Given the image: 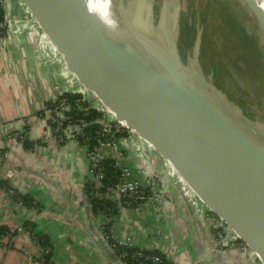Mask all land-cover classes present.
Masks as SVG:
<instances>
[{
  "label": "water",
  "instance_id": "obj_1",
  "mask_svg": "<svg viewBox=\"0 0 264 264\" xmlns=\"http://www.w3.org/2000/svg\"><path fill=\"white\" fill-rule=\"evenodd\" d=\"M21 1L80 84L150 142L160 165L176 174L173 182L183 180L264 264V125L217 87L214 72L206 76L203 29L194 62L184 61L183 1L109 0L103 6L109 19L90 0ZM241 2L264 35L262 4ZM84 208L95 222L86 198ZM99 230L111 264H121Z\"/></svg>",
  "mask_w": 264,
  "mask_h": 264
},
{
  "label": "crops",
  "instance_id": "obj_2",
  "mask_svg": "<svg viewBox=\"0 0 264 264\" xmlns=\"http://www.w3.org/2000/svg\"><path fill=\"white\" fill-rule=\"evenodd\" d=\"M15 4L28 12L21 0ZM9 10L14 12L13 7ZM5 42L0 38V231H5L1 237L10 234L12 239L0 241V264H46L34 233L49 239L51 264H111L114 255L100 237L98 222L84 208L81 186L88 172L77 165L73 146L49 147L43 138L46 128L41 108L54 97L55 88L87 97L93 93L80 84L65 55L34 24L14 29ZM109 118L119 121L112 112ZM148 143L144 139V145ZM67 150L71 157H56L57 152L62 155ZM11 170L17 173L7 178ZM19 195L31 198L33 205L21 202ZM193 201L200 210L202 203L190 196L188 202ZM162 214L117 213L113 217L115 235L133 239L142 249L168 254L171 264H261L249 247L217 249L210 218L200 212L195 215L185 199L176 196ZM19 224L24 228L21 233Z\"/></svg>",
  "mask_w": 264,
  "mask_h": 264
},
{
  "label": "built area",
  "instance_id": "obj_3",
  "mask_svg": "<svg viewBox=\"0 0 264 264\" xmlns=\"http://www.w3.org/2000/svg\"><path fill=\"white\" fill-rule=\"evenodd\" d=\"M7 5H9L8 1L0 0V8L5 11V21L0 24L1 39L7 37L9 30H11L7 28L10 21L4 8ZM68 95L80 97V99L74 101L78 108H81V104L87 103L86 101H89L90 98L95 99V106L93 104L90 106L87 103L89 105L88 108L81 109L86 114L91 110L101 114L94 121L96 125L101 127L95 134L85 131L88 127L86 120L82 119L78 114L73 115L71 113L72 104L67 97ZM81 95L84 94L74 91L65 92L57 87L54 97L48 100L46 104H43L41 115L42 119L46 120V132L45 136H43L45 143L54 147L62 145V147L69 148L75 146L76 150L82 154L81 165L88 172V177L81 186L82 196L84 199L86 198L94 220L98 222L105 239L121 264H133L134 261H140V264H170L167 258L168 254H162L157 250H145L137 246L131 238L117 237L113 229L114 216H110L106 211L94 212L92 199L110 201L115 205L116 215L122 211H132L160 214L162 217L163 207L174 204L177 196L181 200L185 199L187 204L195 209V215H198L197 203L195 201L188 202L193 194L180 178L177 179L176 183L173 182V179L177 178L176 174L173 171V173L168 171L170 169L169 166L160 165L155 150L146 151V159L144 161L138 160L137 172L141 175L147 174L146 178H133L131 169L122 165V163L128 156L137 157L128 142L129 137L136 135V132L120 120H107L108 112H111V110L96 95L92 94L91 97ZM16 135L19 138L25 137L24 134L20 133ZM93 141H96V143L92 147L91 143ZM120 144L125 148L120 149ZM106 161L112 162L114 169L118 170L120 175L117 184L103 193L101 188L103 186L102 182L106 177L104 168ZM85 164L87 166H84ZM6 176L7 178H12L14 172L11 170ZM10 192L14 194L13 191ZM202 206L205 209L204 214L210 218L213 224L216 243L218 244L216 246L217 249H234L238 245L243 250L249 249L222 219L205 205L202 204ZM17 230L21 233L24 228L19 227ZM231 235H233L232 238ZM228 238L231 239L227 240ZM6 239L10 240L12 236L10 234L2 236L0 241H7ZM7 246L10 247L11 245L8 244ZM50 252V249L41 248V261L45 262L44 256Z\"/></svg>",
  "mask_w": 264,
  "mask_h": 264
},
{
  "label": "rangeland",
  "instance_id": "obj_4",
  "mask_svg": "<svg viewBox=\"0 0 264 264\" xmlns=\"http://www.w3.org/2000/svg\"><path fill=\"white\" fill-rule=\"evenodd\" d=\"M8 1L9 5L4 7L6 9V14L8 17V20H10L8 23V30L9 33L7 34V37L3 39V41H6L5 44H8V40L11 39L12 31L14 29H23L24 24L26 23H32L35 25V27L42 31L40 25L34 18V16L28 11L27 13L23 12L22 9L19 8L18 5L15 4L17 0H3ZM128 5H132L135 0H125ZM157 3H160L162 0H153ZM183 1V15L181 19V35L179 40V49L180 53L186 63L188 62H194L193 58V50L195 46V40L197 32L201 31L203 29V32L205 33V39H204V45L205 50L209 58L210 49L215 48L219 52L223 53L224 57L222 60V64L225 66V69L223 73L220 74L222 88H220L217 84V87L223 91H225L226 95L232 94L234 96L240 97L242 96V93H245L248 95V98L246 99L244 97L246 106L250 108V112L253 113L254 116H257V121L263 122L264 125V35L260 30V27L255 23L254 29L251 27H248L247 24V18L250 20L252 15L249 13L247 8L243 5L241 0H182ZM214 1L217 2L221 6V8L229 9V7H233L232 16L235 18L232 23H226L220 19L213 18L214 11L213 9L216 8L214 6ZM127 5V4H126ZM237 7V9L235 8ZM11 7L14 8V12L11 13L9 10ZM18 8V9H17ZM246 12L243 15V11ZM158 9H156V12ZM210 17L209 20H206L207 17ZM247 17V18H246ZM212 18V19H211ZM247 20V21H246ZM212 23V24H211ZM250 31L251 34L254 35H260V37L256 38L257 43L261 47V53L258 58L255 59H248L246 63L243 61L240 62H232L231 58L227 56L225 53H232L234 50L233 48L226 47L225 46V36L226 33L225 30H229L230 28L233 29V27H240V25H246ZM208 26V28H207ZM207 28V29H206ZM259 32V33H258ZM231 42L236 41L235 43H238L239 38L231 37ZM4 43V42H3ZM49 48V47H48ZM208 48V49H207ZM45 50H47L45 48ZM49 50V49H48ZM236 51L239 50L238 48ZM237 54V53H236ZM234 55V57L236 56ZM53 56V55H52ZM208 58L207 59H201L200 57V63L201 67L203 68V71L205 72L206 76L210 74V67L208 64ZM242 58V57H240ZM236 64H238V67L242 69L241 72H238L236 70ZM259 72L263 75V77L258 78V76H254L252 72ZM258 72V73H259ZM257 81V82H256ZM62 90V88H60ZM73 89V88H71ZM57 91V88H55ZM63 91V90H62ZM68 92V91H65ZM229 93V94H228ZM84 96V95H81ZM87 100V99H86ZM94 98H90L89 101H86L90 106H95ZM112 114L115 115L113 111H111ZM110 112V113H111ZM44 124L46 125V120L42 119ZM107 120H110L109 116L107 117ZM143 141V142H142ZM129 146L132 148V150L137 154V157L132 158L130 156L126 157L122 163V165L127 166L131 169L133 172V178L137 179H143L146 178L147 174H140L137 172L138 167V160L144 161L146 159L145 152L151 150V145L148 143L146 146L144 145V138L140 136L139 134L133 135L129 137ZM143 143V144H142ZM49 147H52L53 145L48 144ZM74 149V157L75 161L77 162V165H81L82 160V154L76 150V147H72ZM125 148L123 145L120 144V149ZM60 149V148H59ZM69 150V149H68ZM67 150L66 153H63L60 155V153L57 152L56 157H63L65 155H68L71 157V154ZM84 166H87L86 164ZM77 173L78 171L75 170ZM14 173H17L14 171ZM201 214L205 213L204 206L201 205V208L199 210ZM213 225V224H210ZM233 235H231V238ZM231 238H228L227 240H230Z\"/></svg>",
  "mask_w": 264,
  "mask_h": 264
},
{
  "label": "trees",
  "instance_id": "obj_5",
  "mask_svg": "<svg viewBox=\"0 0 264 264\" xmlns=\"http://www.w3.org/2000/svg\"><path fill=\"white\" fill-rule=\"evenodd\" d=\"M213 4H214V6L215 5L217 6V7L215 6L216 8L213 9V11H214L213 18L217 17L218 19H220L226 23L227 22L232 23L234 21L235 18L232 16L233 15L232 12H234L233 7L232 8L229 7V9H227L225 11V9L221 8V6L219 4H217L216 1H214ZM235 8L237 9L236 6H235ZM242 14L243 15L245 14V16H246L245 11H243ZM210 17L211 16L207 17L206 20H209ZM247 20L246 21H247L248 27H251L254 29V27H255L254 18H251L250 20L247 18ZM4 21H5V11L3 8H0V24ZM247 24L245 26L240 25V27L234 26L233 29L230 28V31L227 29L223 33V34H225L227 31L226 36H225V46L226 47L231 46V48L234 49V50H231V51H233L232 53H230V52L225 53L227 56H229L231 58L232 62L238 63L240 61H243L244 63H246L249 58L255 59V58H258L260 56L261 48L259 47V44L256 41V38L260 37V35H258V36L254 35V32H253V34H251L249 29L246 28ZM207 28H208V26H207ZM0 32H1V30H0ZM204 36H205V33H203V44H202V50H201V59L205 60L208 58V55H207L206 50H205V45H204L205 37ZM231 37L239 38L238 43H235L236 41L231 42V39H230ZM237 48L239 50V53H238V51H236ZM210 52L211 53H209V58H208L210 73L214 72V79L216 81V84L220 88H222L220 74L223 73V71L225 69V66L222 64V60H223L224 55H223V53L219 52L215 48L210 49ZM235 54H236V56L234 57ZM240 57H242V58H240ZM236 70L238 72L242 71V69L240 67H238V64H236ZM258 72H259V70H257V72H252V74L254 76H258V78L260 79V77H263V75L260 72L259 73ZM241 73H243V72H241ZM241 95L242 96L237 97V96H234L232 94H229L228 97L233 103H235L236 105H238L242 109L244 114L249 119H251L253 121L257 120V116H254L253 113L250 112L251 111L250 108L248 106H246V102H245L246 99H244V97L248 98V95L245 93H242ZM67 97L70 99L71 104H72L71 113L73 115L78 114L82 119L86 120L88 123V127L85 129V131L87 133L95 134L99 130V128H101V127L96 125L94 123V121L97 118H99L101 116V114L97 113L94 110L93 111L91 110L88 114H86V112L81 111V109L88 108L89 105L87 103L81 104V108H78L75 105L74 101L76 99H80V97L74 96V95H68ZM95 143H96V141H93L91 143V146L93 147L95 145ZM23 144H25V147H27V148L30 147L28 144L26 145V142H23ZM104 168H105L106 177H105L104 181L102 182L103 186L101 188V191L103 193L107 192L110 188H113L117 184L118 177L120 175V172L118 170L114 169L113 164L110 161H106L104 163ZM20 196L21 195H19V198H20L19 200L21 202H23L24 204L32 203L31 198L25 197V196L20 197ZM92 203H93L94 212H98L101 210V211H106L107 213H109L110 216L116 215L115 205L113 203H111L110 201H103L100 199H92ZM31 205H33V203ZM33 232L34 231H32L31 233H33ZM4 233H5V231H0V238H1V235ZM33 238H34L35 242L41 248L52 250L51 245H50V241L47 237L34 233ZM51 254L52 253L50 252L49 254H46L44 256L46 264H51V261H50ZM133 264H140V261H134ZM166 264H169V263H166Z\"/></svg>",
  "mask_w": 264,
  "mask_h": 264
},
{
  "label": "bare ground",
  "instance_id": "obj_6",
  "mask_svg": "<svg viewBox=\"0 0 264 264\" xmlns=\"http://www.w3.org/2000/svg\"><path fill=\"white\" fill-rule=\"evenodd\" d=\"M90 1H91V6L93 10L100 12L101 14L105 16V18L109 19L108 13H106V11L103 8V6L107 4L109 0H90ZM258 1L262 4L264 8V0H258ZM109 113L110 112H108V116H109Z\"/></svg>",
  "mask_w": 264,
  "mask_h": 264
},
{
  "label": "flooded vegetation",
  "instance_id": "obj_7",
  "mask_svg": "<svg viewBox=\"0 0 264 264\" xmlns=\"http://www.w3.org/2000/svg\"><path fill=\"white\" fill-rule=\"evenodd\" d=\"M247 99V98H246Z\"/></svg>",
  "mask_w": 264,
  "mask_h": 264
}]
</instances>
